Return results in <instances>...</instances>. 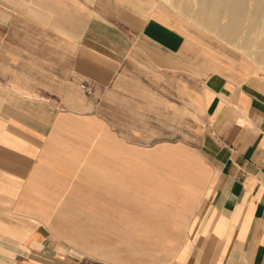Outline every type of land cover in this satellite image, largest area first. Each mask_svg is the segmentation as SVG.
<instances>
[{
	"label": "crops",
	"instance_id": "0c3cea01",
	"mask_svg": "<svg viewBox=\"0 0 264 264\" xmlns=\"http://www.w3.org/2000/svg\"><path fill=\"white\" fill-rule=\"evenodd\" d=\"M112 172L119 264H264V72L151 0H0V264H116L61 227Z\"/></svg>",
	"mask_w": 264,
	"mask_h": 264
},
{
	"label": "rangeland",
	"instance_id": "374dc122",
	"mask_svg": "<svg viewBox=\"0 0 264 264\" xmlns=\"http://www.w3.org/2000/svg\"><path fill=\"white\" fill-rule=\"evenodd\" d=\"M151 1L167 10L178 22H181L190 38L202 41L204 46L214 49L221 58L233 62L238 67L246 66L252 71L264 72L262 14L252 16L256 22L253 21L250 28L229 27L225 13L218 10L217 15L220 18L208 26L204 22H197L193 17L199 8L188 9L193 10L194 14L180 9L186 0ZM208 15L211 16L209 13ZM244 15V22L248 21V17H251L246 13ZM108 176L109 181L113 182H109L111 184L108 190L109 203L106 206H101V209L98 208L99 206L97 210L94 208L96 213H92L93 210H84L80 206L81 209L76 213L77 219L73 222H61V227L65 229L72 227L75 233L72 238L74 243L83 247L90 246L93 257L119 264V253L121 254L119 250L125 251L123 247L126 244L130 246V238L119 236V229H123L125 226L122 221H119V203H116L119 201V195L118 197L112 195L116 192L119 193V172L109 173ZM68 223L70 225H67Z\"/></svg>",
	"mask_w": 264,
	"mask_h": 264
},
{
	"label": "bare ground",
	"instance_id": "6f19581e",
	"mask_svg": "<svg viewBox=\"0 0 264 264\" xmlns=\"http://www.w3.org/2000/svg\"><path fill=\"white\" fill-rule=\"evenodd\" d=\"M182 7L199 8L203 12L204 19L207 21L213 20L214 23L220 18V16L217 15L218 10L223 11L228 20L229 27L242 26L243 28H250V26L253 25V21L256 22V19H253L252 16L262 14L261 21L264 28V0H186V2L182 4ZM208 13L211 14V16H209ZM245 13L249 14L251 17H248V21L245 20L244 22L243 16H245Z\"/></svg>",
	"mask_w": 264,
	"mask_h": 264
}]
</instances>
